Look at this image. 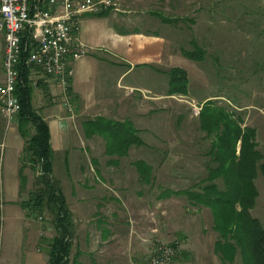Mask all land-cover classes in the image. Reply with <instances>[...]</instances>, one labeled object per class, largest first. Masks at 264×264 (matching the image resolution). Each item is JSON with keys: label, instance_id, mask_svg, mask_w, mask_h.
<instances>
[{"label": "rangeland", "instance_id": "1", "mask_svg": "<svg viewBox=\"0 0 264 264\" xmlns=\"http://www.w3.org/2000/svg\"><path fill=\"white\" fill-rule=\"evenodd\" d=\"M112 3L106 0L103 11L135 10L132 23L114 25L116 33L131 30L167 36L172 47L165 62L138 64L127 73L124 82L137 88L132 89L136 94L132 107L124 100L130 96L117 88V76L127 65L110 36L103 41L106 48L93 50L97 69L90 81L94 90L85 98L71 96L61 84L64 92L55 101L41 98L34 89L35 106L45 101V108H58L52 116L68 123L71 133L65 144L63 134L56 135L60 149L55 150L53 162L54 179L72 212L71 258L79 250L78 264H143L162 244L175 243L170 264H221L215 251L218 232L213 228L212 210L177 191H200L199 183L207 175L211 139L200 129L199 115L208 99L237 112L245 125L254 127L257 148L264 154V0ZM162 17L172 20L162 21ZM82 43L87 53L88 46ZM196 46L205 50L202 61L181 52ZM173 66L188 71V94L156 96L169 91L168 70ZM99 117L132 121L146 143L130 147L125 155L110 154L104 135L90 136L85 129L87 121ZM138 160L152 167L148 172L152 177L140 175ZM26 167L28 181L21 197L28 199L37 171ZM255 183L259 195L251 213L264 224V173H258ZM115 190L120 192L119 199ZM31 217L49 231L50 238L56 234L53 212ZM72 259L69 264H74ZM233 264H242L240 256Z\"/></svg>", "mask_w": 264, "mask_h": 264}, {"label": "trees", "instance_id": "2", "mask_svg": "<svg viewBox=\"0 0 264 264\" xmlns=\"http://www.w3.org/2000/svg\"><path fill=\"white\" fill-rule=\"evenodd\" d=\"M102 11L98 14L109 12ZM171 21L162 17V21ZM23 46L28 42L26 32L22 37ZM17 63L19 80L15 94L21 103L16 118L18 130L25 140L21 155L20 187L23 191L28 177L25 168L30 165L37 171L34 189L30 196L22 200L26 214L42 215L44 211L53 212L56 234L52 238L41 237L47 242L49 264H69L73 248V220L66 196L54 179V150L51 145V134L48 121L33 104L34 85L31 79V66L27 65L28 48H24ZM186 57L202 61L205 50L196 46L194 50L183 48ZM169 95H187L189 89V73L181 66H173L168 70ZM72 77L68 78L66 91L77 98L73 92ZM200 129L206 132L205 138L211 139L207 151L210 157L207 163V175L199 185L200 191L187 188L177 193L187 194L196 203L209 207L214 215L213 228L218 232L215 251L221 264H233L240 256L242 264H264V224L253 216L251 209L255 206L259 195L255 179L258 173H264V154L257 148L256 130L245 125L244 119L237 112L218 105L214 99L202 104L199 115ZM88 135L99 132L107 140V151L111 154H127L132 146L145 144L139 135V129L132 121H106L102 117L85 123ZM136 167L145 177L152 167L143 160L135 162ZM152 177V174H148ZM152 179H149V183ZM221 181V182H220ZM176 247L175 243L171 244ZM187 252L182 251V254ZM80 251L72 259L79 263Z\"/></svg>", "mask_w": 264, "mask_h": 264}, {"label": "crops", "instance_id": "3", "mask_svg": "<svg viewBox=\"0 0 264 264\" xmlns=\"http://www.w3.org/2000/svg\"><path fill=\"white\" fill-rule=\"evenodd\" d=\"M133 14H135V10L123 7L117 12L111 10L103 15L85 13L76 19L74 23L75 34L79 40L88 46L87 53L73 64L74 75L71 86L76 95L85 98L94 90L90 81L97 69L93 50L105 47L103 41L107 36L112 37L111 45L118 49L122 62L127 65L126 70L118 74L116 84L119 92L130 96L124 99L128 102L127 106L129 107L134 106L136 94L132 89L137 88L131 82H124L127 73L134 71L138 64L144 65L151 63V61L165 62V59L169 57L172 42L167 36H146L141 33H132L131 30L116 33L114 25L118 22L132 23L135 20ZM4 53L5 34L2 32L0 33V84L5 78ZM122 62L119 61L118 64ZM31 79L34 88H36V95H41V98L45 97L55 101L56 96L64 92L55 77L46 74L38 67L31 71ZM156 96H169V91ZM42 104L46 106L47 103L44 101ZM42 104L39 102L34 106L48 121L51 134L50 141L55 152V150L60 149L56 135L63 134L62 142L65 144L71 133L67 127L68 123L57 116V118L52 116V113L55 114L58 108L55 106L45 108ZM24 144L25 140L18 130L17 118L9 124L0 113V244H2L0 264H49L48 249L46 248L48 245L41 242L42 236L50 238L49 231L42 230L41 225H37L35 219L26 214V209L21 204L22 200H26L21 197L23 192L20 187L19 175ZM26 169L25 173L27 172ZM180 173L181 170H178L177 174ZM115 193L119 199L120 192L115 190ZM166 199L170 200V197L167 196ZM136 242L139 244L138 241Z\"/></svg>", "mask_w": 264, "mask_h": 264}, {"label": "built area", "instance_id": "4", "mask_svg": "<svg viewBox=\"0 0 264 264\" xmlns=\"http://www.w3.org/2000/svg\"><path fill=\"white\" fill-rule=\"evenodd\" d=\"M106 0H0V32L5 33V78L0 84V113L10 124L21 109L15 94L19 80L17 63L26 32V63L55 77L66 89L74 75L73 64L86 54L84 44L75 34L76 19L86 13L107 9ZM112 3V0H107ZM114 4V3H112ZM111 4V5H112ZM110 5V6H111ZM120 10L118 7L116 11ZM175 247L162 244L143 264H170Z\"/></svg>", "mask_w": 264, "mask_h": 264}]
</instances>
